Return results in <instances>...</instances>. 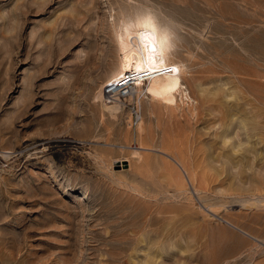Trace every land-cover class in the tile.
I'll return each mask as SVG.
<instances>
[{"label": "rangeland", "instance_id": "rangeland-1", "mask_svg": "<svg viewBox=\"0 0 264 264\" xmlns=\"http://www.w3.org/2000/svg\"><path fill=\"white\" fill-rule=\"evenodd\" d=\"M136 6L189 98L112 116L93 96ZM0 160V264H264V0H0Z\"/></svg>", "mask_w": 264, "mask_h": 264}, {"label": "bare ground", "instance_id": "bare-ground-1", "mask_svg": "<svg viewBox=\"0 0 264 264\" xmlns=\"http://www.w3.org/2000/svg\"><path fill=\"white\" fill-rule=\"evenodd\" d=\"M111 17L113 18L112 21L110 22L111 24L110 27H111L114 56L111 63V68L107 72L105 78L106 82L104 81V83L107 84L108 82L111 83L118 82V80L123 78L126 74L133 76L132 90L134 89V96L141 95L143 97H146L149 102L161 107L162 108L161 110L163 111L174 109V107L177 105L175 101L177 95H181L184 96L185 98H189L187 96L188 93L186 94V90L183 89L181 84V79L186 74L187 67L184 61L181 60L179 52L176 49L178 46L177 44L178 39L174 28L171 25H169L166 21L159 19V17L153 11H151L150 8L148 9L142 6L137 8H124V9L121 8L118 11L111 14ZM126 28L129 29L128 32H125ZM144 32L149 33L152 41L155 42L156 45L155 53H153L151 49H145V52L143 54H140L141 55L140 63L129 71L127 70V67H128V63L131 62L133 53L132 52L128 53L127 60L124 58V48H122L121 45V37L123 36L124 38V44L128 48H132V45L128 43L129 36L141 37V35ZM135 43L140 44L141 40L137 39ZM152 56H155V60L150 62L148 58ZM137 69H144V70L138 71ZM103 98L104 96L101 86L95 92L93 96V100L103 102ZM103 103L102 105H100L102 106L101 111L102 109H105L109 112V115L112 116L118 112L119 108H121V106H119V104L117 103H113L109 106L106 105V103L104 104ZM101 116H103V114ZM140 125L139 128H141ZM220 135L222 136V133ZM224 135L225 134H223L222 136L223 137L222 144L223 142L225 144L224 140L226 139L225 138L226 135L225 136ZM234 147L235 146L231 147V149H234ZM3 153H7V152H3ZM259 201L260 200L255 201L256 206L261 204L259 203ZM261 207L264 208V205L261 204ZM231 226L235 227L232 224ZM237 229L242 231L239 228ZM242 232L247 234L246 231H242ZM251 238H253L254 240H258L252 235Z\"/></svg>", "mask_w": 264, "mask_h": 264}, {"label": "snow or ice", "instance_id": "snow-or-ice-1", "mask_svg": "<svg viewBox=\"0 0 264 264\" xmlns=\"http://www.w3.org/2000/svg\"><path fill=\"white\" fill-rule=\"evenodd\" d=\"M129 29H125V32H128ZM137 39H140L141 40V43L140 44H136L135 41ZM128 43L132 45V48H128L125 44H124V38L123 36L121 37V45H122V48H124V58L127 60V55L129 52H132V59H131V62L128 63V67H127V70H132L136 65H138L140 63V58H141V55L140 54H143L145 52V49H151V51L153 53H155V50H156V45H155V42L152 41L151 37H150V34L147 33V32H144L141 37H134V36H129V39H128ZM139 53V54H138ZM151 61H154L155 60V56H152L150 58H148ZM138 71L139 70H144V69H137Z\"/></svg>", "mask_w": 264, "mask_h": 264}, {"label": "built area", "instance_id": "built-area-1", "mask_svg": "<svg viewBox=\"0 0 264 264\" xmlns=\"http://www.w3.org/2000/svg\"><path fill=\"white\" fill-rule=\"evenodd\" d=\"M133 76L126 74L118 82H108L103 88V96L106 102H113L116 99L126 97L130 94L133 88ZM3 164L0 160V168Z\"/></svg>", "mask_w": 264, "mask_h": 264}]
</instances>
